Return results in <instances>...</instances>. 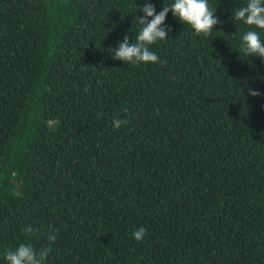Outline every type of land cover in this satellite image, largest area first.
<instances>
[{
    "label": "trees",
    "instance_id": "trees-1",
    "mask_svg": "<svg viewBox=\"0 0 264 264\" xmlns=\"http://www.w3.org/2000/svg\"><path fill=\"white\" fill-rule=\"evenodd\" d=\"M247 2L208 0L210 36L169 12L160 62L133 65L113 49L145 0H0V264L53 226L47 264H264V61L232 17Z\"/></svg>",
    "mask_w": 264,
    "mask_h": 264
},
{
    "label": "clouds",
    "instance_id": "clouds-1",
    "mask_svg": "<svg viewBox=\"0 0 264 264\" xmlns=\"http://www.w3.org/2000/svg\"><path fill=\"white\" fill-rule=\"evenodd\" d=\"M144 13L139 17V24L142 28L136 37V41L129 43L126 35L118 47L113 49V59L122 61L124 64H156L160 62L158 55L151 51V46L158 41L168 39V29L165 20L169 12L178 18L182 24H187L197 35L210 36L214 31V26L221 23L215 15L216 10H212L208 0H173L170 5H164L162 11L156 12L155 6L145 0V5L140 9ZM236 21H241L250 26L243 35L241 52L245 56L259 57L264 61V40L261 39L260 32L264 31V0H248L246 6L240 7L232 13ZM150 18V19H149ZM260 30V31H257ZM251 96L259 93L249 90ZM113 127L120 129L128 123L126 119L114 118ZM21 231L26 237H32L37 229L33 225L22 228ZM58 230L53 226L48 229V246L36 249L32 244L21 243L14 249H8L5 253L7 264H47L48 256L55 242ZM147 230L138 228L132 233L136 241H142Z\"/></svg>",
    "mask_w": 264,
    "mask_h": 264
}]
</instances>
